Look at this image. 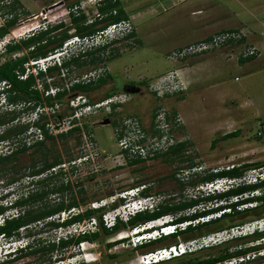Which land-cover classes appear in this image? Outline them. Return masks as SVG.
I'll use <instances>...</instances> for the list:
<instances>
[{
  "label": "rangeland",
  "instance_id": "1",
  "mask_svg": "<svg viewBox=\"0 0 264 264\" xmlns=\"http://www.w3.org/2000/svg\"><path fill=\"white\" fill-rule=\"evenodd\" d=\"M56 1L59 0H25V4H22L18 0H0V25L16 16V21L10 26L8 34L0 39V63L8 57L2 53L4 44L12 40L19 41L28 36L30 28L43 22L42 16L37 18H30V16L49 10ZM116 2H119L128 14V19H130L133 27L131 32L118 42L111 43V41L108 43L107 48L97 53L100 56L99 60L89 62L88 57H84L78 63L63 68L60 73H54L52 79L44 78L47 82L51 80L53 84L55 83L59 87H66L76 79L81 80L85 74H89L93 70L106 68L105 73L101 75L106 76L108 74L106 82L84 95L86 99L89 102L98 101L106 92L130 94L128 101H124L119 106H113L110 113L100 109L77 120V125L81 126V131L76 133L78 144L75 143V135L65 140L57 138L54 141L46 142L45 146L56 148L62 161L61 164H66V168H62L64 173L62 177L64 180L72 182L71 192L56 194L55 202L62 201V199L68 201L73 194L82 204L81 209H85L88 205L92 206L96 200L109 198L107 196L110 194L109 192L114 195L118 194L122 190L130 189L131 185L136 182L146 184L150 188V194L158 201L163 202L171 199L178 201L180 198L188 199L197 195L199 191L203 192L200 186L205 182H201L200 178L206 174L226 170L232 166L250 165L253 167L261 165L264 162V67L261 66L264 63V53L260 56L259 50L255 46L245 43L246 34L242 28L219 30L204 38L183 43L178 47L168 46L167 38L177 33L180 24L184 23L185 20H194V16L190 17L185 13H189L191 9L200 6L204 7V12L211 19L216 18L226 25H235L239 22H248L250 25H254V16H258L260 13L262 16L259 18L264 19V8H262L264 7V0H116L115 4ZM115 4L112 5L111 9ZM68 6L69 2L64 0L62 7L51 10L48 15L63 14L67 10L65 7ZM257 6L260 8L256 9ZM248 7L253 11L247 12L246 8ZM114 8L118 11L117 6ZM231 12L236 13L238 17L231 18ZM103 22L106 21L102 19L98 26L105 24ZM225 31H236L241 36L205 53L202 51L185 53L184 50L186 49H182L186 44L208 40L214 34ZM258 32H262L264 39V28H260ZM248 47L255 48L256 53L244 56L243 53ZM67 48L69 49L68 52L76 50L75 46L72 45L67 46ZM225 48L233 49L231 58L234 59L231 62L234 66L230 67L229 65L223 69L224 65L218 77L216 72L208 71L206 73L207 79H203L201 86L192 91L190 90L193 87L189 86V82L185 78L186 90L189 86L186 92L184 90L181 93H174L162 100H158L148 90L150 84L155 83L170 70L180 67L183 76L186 77L184 69H182L183 65L188 64L192 59ZM25 52L27 50L13 53L12 56H19ZM183 58L186 62L179 63ZM241 58L251 59L240 62L239 59ZM254 60L258 63L253 62ZM209 83L211 85L216 83V87L217 85L220 86L218 89L215 87L214 90L210 91L211 89H208ZM127 85L130 88H125ZM136 87L140 88L139 92L132 93L131 90ZM54 88L51 86L49 92ZM213 94L217 95L214 96ZM2 102L3 99H0V103ZM159 106H164L169 112L174 111L181 117L182 127L177 132V137L184 139L185 146L175 154L158 156L139 163L130 164L124 162L125 160L122 161L113 137L115 126L126 116L133 115L141 120L146 129H150L154 112ZM22 108L20 104L14 106V109L11 108L14 111L15 119L1 125L0 133L10 127L36 119V110ZM70 108L68 99L65 98L57 102L53 111L46 108L43 114L48 115L50 123L54 124L51 115L57 112L69 114ZM3 110L0 106V111ZM108 116L111 119L110 123L101 124L104 118ZM233 131H238V135L226 139L220 138L222 135ZM53 133H57V131H53ZM215 138L217 140L211 145ZM36 139L34 129L28 126L25 132L8 140L10 147L7 151L5 150L9 144L0 143V155L11 150L14 151L24 144L31 146ZM89 141L95 144L96 150L88 147ZM63 147H66L69 152L64 151ZM96 151L99 156L94 155ZM103 151L110 157L104 155ZM40 153L41 151H36L33 148L28 149L0 166V198L5 196L6 184H11L14 188L11 193H23L25 190L27 192L25 188L29 178L27 174L32 170L35 156ZM84 156L86 159L78 161ZM69 159L70 161H68ZM72 161L75 163L72 164ZM40 164L37 163V165ZM180 182L183 183V186ZM53 196L51 194L47 200L53 202ZM58 197L59 199H57ZM82 199L84 203H82ZM127 199L131 200L130 197ZM110 204L106 205V211L111 210ZM262 209L250 212L253 214L251 216L244 214L245 216L235 217L230 221L240 222L244 220V222L246 221L244 224H246L254 219L255 214L261 210L264 211V208ZM10 212H15V210ZM261 214L264 216V213L261 212ZM77 227L70 226L67 230L73 233ZM251 228L246 227L245 231L249 232ZM27 230L40 232L35 237H41L40 239L44 241L64 236L67 233V230L65 231L63 228L54 229L46 225L42 226V223L27 228ZM25 231L23 230L21 233L23 234ZM130 232L131 230L126 229L108 237L101 236L98 241L92 243L84 242L82 249L81 247H68L64 251L65 253H61L65 259L59 264H73L82 260L88 264H139L138 256L142 251L140 249L134 250L133 240L135 236ZM250 238L234 239L228 243V246L234 250L257 243L256 241L248 243ZM123 239L127 241L119 242L112 246L110 251H106L108 243ZM15 244L18 245L17 242H9L0 238V257L4 255L5 250L10 251ZM222 247L223 245L204 247L196 250L195 254L200 258L217 255L224 250ZM109 254L117 256L110 258L108 257ZM254 254H249L250 258ZM59 255L60 252H55L52 259ZM71 255L74 256L69 258ZM84 256L86 260L83 258ZM87 259L92 260L87 261ZM44 261L30 256L19 262L44 264ZM252 261L255 263L257 260L254 258Z\"/></svg>",
  "mask_w": 264,
  "mask_h": 264
},
{
  "label": "trees",
  "instance_id": "2",
  "mask_svg": "<svg viewBox=\"0 0 264 264\" xmlns=\"http://www.w3.org/2000/svg\"><path fill=\"white\" fill-rule=\"evenodd\" d=\"M67 1L69 2V6L74 3V0ZM113 4H115V2H107L104 6L100 7V11L107 14V16L103 18L106 22H117L122 19L129 18L128 14L120 6L119 2H116L115 4L118 11L116 14H112L110 10ZM115 5L114 7H116ZM15 21L16 16L6 20L4 24L0 25V39H3L8 34L10 26L13 25ZM99 22L101 21L86 24L84 15H72L71 24L67 25L61 22L48 26L46 29L36 30L33 34H30L25 38H21L19 41H8V43L3 46L2 53L8 57L0 63V94L4 96L5 100V104L0 103L1 108L4 109L3 111H0V126L15 119L13 109L14 106L16 107L19 104L20 107H23L22 109L36 110L37 117L35 120H28L24 122L22 125L3 130L0 133V143L5 142L9 144V139L25 132L28 126L39 127L43 136L40 140L34 141L31 146H25L24 144L14 151L11 150L8 153L0 155V166H2L4 163L15 158L17 154L25 152L28 149L33 148L36 151H41L39 155L35 156L33 165L31 164L32 170H30L27 174L29 177L26 182L27 185L25 186L27 192L25 190L23 193H11L14 188L11 184H6L5 205L0 203V217H3V220L0 223V238L9 242H17L18 245L15 244L10 251L5 250L4 255L0 257V264H32V262H19L30 256L45 260L44 264H52L54 261L52 259V249H54L55 246L60 248L69 246L79 248V243L81 242L92 243L98 241L101 236L108 237L122 230H131L140 224L156 220L167 215H169L172 219L170 221L172 224L189 222L183 228L177 227L175 233L161 235L156 239L141 241L135 246V249H140L142 253L153 251L160 247L177 244L180 241L185 242L192 239H199L203 236L221 231L223 229L240 226L246 221L244 222V220H241L240 222H231L230 220H233L235 217L245 216L244 214L251 216L253 214H250V212L264 208V194H262L254 198H247L238 203L230 204L228 206L232 208L231 212L223 211L220 215L213 216V214L218 213L224 208V206L215 207L214 202L219 199L239 195L259 187H264V181L257 184L232 188L223 193L212 194L199 191L197 195L189 197L188 199L180 198L178 201H174L172 199L163 202L158 201L154 210L150 211L145 209L138 211L131 215L127 221L118 219L112 227H106L102 220V214L107 210L105 205L100 207H91L88 205L85 209H81L82 204H80L79 200L73 196V194H71L68 201L62 199V201L55 202L56 194L59 195L65 192H71L72 182L64 180L62 177V175H64L62 172L63 169L57 167L62 163L60 155L54 146H45L46 142L54 141L57 138L65 140L68 137L75 135V143L78 144L79 141L78 137H76V133L81 131V126L77 124L74 125L76 120L73 119L71 121V127L66 130L53 133V131L49 128V117L48 115L45 116L43 113L46 108L53 111L57 102H60L65 98L69 101V98L72 96L78 94L87 95L92 92L106 82L108 74H106V76H99L94 80L90 79L87 82H73L66 87H59L55 83L53 84L51 80L47 82L45 79H52L54 73H60L62 68H66L68 65L73 63H78L84 57H88L89 62L99 60L100 56L97 55V53L100 50L107 48L109 44L87 48L85 50L78 49L67 53L68 56L62 59L60 65L55 64L47 66L45 70L38 68L35 64H30V62L47 57L56 50H60L63 47L64 42L73 35L81 37L91 35L106 25L105 23L98 26ZM115 41L118 42L119 40H114L111 43ZM23 50H27V52L22 53L19 56H12L13 53L22 52ZM249 59L241 58L239 60L240 62H244ZM51 86L58 88L54 94L49 92V88ZM125 88H130V86L127 85ZM46 92L48 93L46 94ZM111 95H113V92H106L102 99ZM95 102L91 101L89 103L93 104ZM12 107L13 109H11ZM70 109L71 112H69V114H66V112H57L52 114L51 117L54 121L53 123L63 121L65 117L71 116L74 113V108L71 107ZM170 114L175 115L176 113L173 111L170 112ZM106 118L109 119V116ZM109 120L111 121V119ZM238 133V131L229 132L222 135L220 138L226 139L236 136ZM216 140L217 138L212 141L211 145H213ZM183 141L175 144V146L171 147L168 151L159 154L156 157L177 153L185 146ZM9 147L10 144L7 146L5 151H7ZM63 149L64 151L69 152L66 147H63ZM68 161H70V159ZM143 161L144 160L137 159L131 160L129 163L133 164ZM37 163L41 164L37 165ZM262 164L264 165V162H262ZM249 167L251 166H233L232 168H228L226 170L206 174L200 178V181L208 182L218 177L240 176L243 171ZM172 177L174 176L172 175ZM176 179L179 180L178 178ZM139 183L140 182H136L135 184H132L131 187L137 186ZM180 184L183 186L182 182H180ZM35 186L36 188H34ZM109 193L110 194H107L108 197L114 195L112 192ZM51 194L54 195L53 202L47 200ZM149 194L150 188L148 187L141 192V195L143 196ZM3 199L4 196L0 198V200ZM57 199H59V197ZM254 200L260 201V204H257L254 207H247L242 210L236 209L237 204ZM124 201L125 200L123 198L116 199L110 204V208L117 207ZM82 203H84L83 199ZM73 208L81 209V211L78 213H72L71 209ZM190 209H195V211L189 213ZM12 210H15V212H10ZM262 210L255 214L253 220L264 218V216H261V212L264 213ZM62 211H69V216L60 220L59 218H56V215ZM91 219L96 220L97 230L84 233L69 232L64 236H58L52 240H41V237H35L36 235H39L40 232H31L30 230H27V228L35 226L38 223H42V226L46 225L56 229L79 224L83 221ZM251 221L252 220L248 222ZM23 230L26 231L22 234L21 231ZM240 238H250L248 243H253V241H256L257 243L231 250V246H228V243L234 239ZM124 241L127 240L123 239L113 241L107 245L112 246ZM215 245H223L222 248H224V250L219 252L217 255H208L203 258L198 257V255L195 254L196 251L189 252L176 256L170 260H164L154 264H229L228 262L233 260H235V262L231 264H264V229L260 231L254 230L252 233H247L243 236L229 239ZM215 245L206 247H213ZM237 245H235V247H237ZM251 253H255L252 258H250L249 255ZM254 258L257 260L255 263L252 261ZM76 264L88 263L81 261Z\"/></svg>",
  "mask_w": 264,
  "mask_h": 264
},
{
  "label": "built area",
  "instance_id": "3",
  "mask_svg": "<svg viewBox=\"0 0 264 264\" xmlns=\"http://www.w3.org/2000/svg\"><path fill=\"white\" fill-rule=\"evenodd\" d=\"M115 1L116 0H76L71 6L65 7L67 10L63 14L60 13L54 15L52 14L50 16L48 15L51 10H56L57 8L62 7L61 5L49 8V10L42 11L38 14H33L32 16H30V18H37L38 16H42L43 22L35 27L30 28V33L28 35L33 34L36 30L46 29L48 26H52L61 22L67 25L71 24L72 15H84L86 24H90L95 21H102V19L107 16V14L102 13L100 11V7L104 6L106 2ZM110 12H112V14H116L117 10L113 8L110 10ZM103 23H106V25L103 28L97 30L95 33L82 37L73 35L64 42L63 47L60 50H56L55 52L49 54L47 57L31 61V64H35L42 70H45L47 66L55 64L60 65L64 53H66L68 50L67 46L72 45L77 49L83 50L101 46L104 44H108L114 40L123 39L131 32L133 28L130 19H122L117 22ZM240 36L241 34L236 31L220 32L214 34L208 40L192 42L186 44L185 47L181 48L186 49L184 50L185 53H197L201 51L205 53L207 51L217 49L228 43L230 40H235ZM181 52L182 50L180 51V54ZM255 53V48L248 47L245 49L243 55L247 56ZM184 62H186L185 58L181 59L179 63L182 64ZM105 71L106 68H98V70H93L92 72H89V74H85V76L81 80L76 79L73 82H87L91 78L92 80H94L97 77L103 75ZM186 85V80L183 76L182 70L180 67H177L170 70L165 76L159 78L155 83L150 84L148 86V90L158 100H162L168 95L183 92L187 88ZM57 89L58 88H54L50 91V93L54 94ZM47 93L48 92H46V94ZM129 96L130 94L128 93H117L103 98L102 100L93 104L89 103L88 99H86L84 95L78 94L72 96L69 98L68 102L69 105L74 108V113L71 116L65 117L63 121H58L54 124L50 123L49 127L54 132H60L71 127V121L73 119L76 120V123L74 124L76 125L78 124L77 120H80L82 116L95 113L100 109H103L106 113H110L113 106H119L124 101H128ZM181 127L182 121L179 114L172 115L166 107L159 106L154 112L152 126L150 129H146L138 117L130 115L123 118V120L120 121L117 126H115L113 137L118 147V151L120 152L122 161L125 160L124 162H129L131 160L137 159L147 161L155 158L159 154L165 153L171 147L175 146V144L183 141V138L177 137V132L181 129ZM33 129L36 133V140L41 139L43 136L41 129L39 127H33ZM87 145L89 148L91 147L92 149L96 150L95 144L92 141H89ZM103 154L107 157H110V155L105 153L104 151ZM94 155L99 156L97 151ZM84 159H86V156L79 158L78 161H82ZM71 163L74 164L75 162L72 161ZM57 167L66 168V164H60ZM262 181H264L263 164L249 167L248 169L244 170L242 175L240 176L227 177L223 180L215 179L205 182L200 186V189L203 190V192L208 193L214 191L215 189L227 187L237 188L243 185L257 184ZM146 187V184H139L137 186L131 187L130 189L122 190L118 194L110 196L105 200L93 202L91 207H100L104 205L106 206L108 203H112L116 199L123 198L125 200L124 203L120 204L117 207L111 208V210L106 211L102 214L104 225L106 227H112L118 219L127 221V219L131 215L135 214L138 211L145 209H148L150 211L154 210L157 205L158 199L156 200L152 194L145 196L141 195V192ZM262 194H264V187H259L254 190L235 195L231 200L235 202L241 199H247L252 196ZM129 197L131 200L127 199ZM257 204H260V201H257L256 203L253 201H248L246 202V204H240L239 206H236V209L242 210L247 207H254ZM71 211L72 213H78L79 211H81V209L73 208L71 209ZM194 211L195 209H190L189 213H192ZM226 211L231 212L232 208L228 207ZM220 213L221 212L214 214L213 216L220 215ZM68 216L69 211H62L56 215V218L63 220ZM2 220L3 217L0 218V223L2 222ZM171 220L172 219L170 218V216L167 215L156 220L145 222L132 228L130 233H133V236H135V239L133 240L134 247L141 241L156 239L161 235L175 233L177 227L183 228L186 224L189 223L184 222L180 224H172L170 223ZM156 223L159 224L157 225ZM73 226H78L76 231H74L75 233L93 232L97 230V222L95 219L83 221ZM246 227H252L251 231L256 228L262 229L264 228V218L252 220L251 222H248L244 225L223 229L221 231L203 236L199 239H192L185 242L180 241L177 244L160 247L153 251L143 252L138 256V263H159L161 261L180 256L184 253L194 252L206 246L243 236L248 233V231H245ZM82 245L83 242H81V246H79L81 247V249ZM83 258L86 260L85 256ZM233 262H235V260L229 261L228 263L231 264Z\"/></svg>",
  "mask_w": 264,
  "mask_h": 264
},
{
  "label": "crops",
  "instance_id": "4",
  "mask_svg": "<svg viewBox=\"0 0 264 264\" xmlns=\"http://www.w3.org/2000/svg\"><path fill=\"white\" fill-rule=\"evenodd\" d=\"M18 1L19 3L25 4V0H18ZM259 8H260L259 6L256 7V9H259ZM246 10L247 12L253 11L249 7L246 8ZM185 15H189L190 17L194 16L195 18L194 20H191V21L185 20L184 23L180 24V28L178 32L172 36L170 35L167 38L168 46L178 47L182 45L183 43H188L193 40L204 38L216 31L223 30V29L242 28L246 34L245 43L255 46L259 50L260 56L264 53L263 35H262V32H258L260 28H264V19L259 18V16L260 17L262 16L260 15V13L258 14V16H254V25H250L248 22L246 23L239 22L238 24H235V25H226L222 21L216 20V18L211 19L210 16H207L206 13L204 12V7H201V6L191 9L190 12L185 13ZM230 17L231 18L238 17V15L234 12H231ZM232 54H233V49L225 48V49L192 59L189 61L188 64L186 63L185 65H183L182 69H184L185 76H186L185 78L188 80L189 86L193 87L191 88L190 91H192L194 88L198 86H201L202 80L207 79L206 73L208 71L216 72L217 77H218L221 74L222 67L224 65L225 66L223 69H226V67H229V65L230 67L234 66L232 65L233 62H231L232 59H234V58H231L233 56ZM253 62L258 63L256 60H254ZM261 66L264 67V63H262ZM201 73L203 74L201 75ZM189 86H188V89H189ZM219 86L220 85H217L216 87V83H214L213 85L209 83L208 89H211L210 91H212L214 90L213 88L216 87V89H218ZM187 90H185V92ZM213 95L216 96L217 94H213ZM182 100L184 101L185 99H182Z\"/></svg>",
  "mask_w": 264,
  "mask_h": 264
},
{
  "label": "clouds",
  "instance_id": "5",
  "mask_svg": "<svg viewBox=\"0 0 264 264\" xmlns=\"http://www.w3.org/2000/svg\"><path fill=\"white\" fill-rule=\"evenodd\" d=\"M69 50V49H68ZM68 50H67V52L66 53H64V56L62 57V59L64 58V57H66V56H68V54L67 53H70L71 52V50H70V52H68ZM76 50H78L77 48H76ZM75 50V51H76ZM0 99H3V104H5V100H4V96L2 95V94H0ZM32 128H33V126H32ZM224 178H227V177H218V178H216V179H221V180H223ZM215 180V179H214ZM230 189H232L231 187H227V188H221V189H215L214 191H211V192H208V193H212V194H216V193H223V192H226V191H228V190H230ZM204 193H206V192H204ZM235 195H233V196H230V197H228V198H223V199H219V200H217L216 202H214V205H215V207L216 206H224V208L222 209V210H220L219 212H223V211H225V212H227L226 211V209L228 208V207H230V206H228V205H230V204H233V203H238V202H240V201H242V200H245V199H241V200H239V201H235V202H233L231 199L234 197ZM257 196H260V195H257ZM257 196H252V197H250V198H254V197H257ZM1 202L0 203H3L4 205H5V196H4V199L3 200H0ZM3 201V202H2ZM253 202H257V200H254ZM242 204H246V203H241V205ZM240 204H237L236 206H239ZM231 208V207H230ZM218 212V213H219ZM217 214V213H216ZM214 215V214H213ZM0 218H2V217H0ZM180 224V223H179ZM70 226H73V225H70ZM70 226H67V227H60V228H63V229H65V231L70 227ZM264 228H262V229H259V228H256V229H254V230H258V231H260V230H263ZM254 230H252V231H254ZM69 230H67L66 232L67 233H69L68 232ZM252 231L251 232H248V233H252ZM83 244H84V242H83ZM79 246H81V243H79ZM168 260H170V259H168Z\"/></svg>",
  "mask_w": 264,
  "mask_h": 264
},
{
  "label": "flooded vegetation",
  "instance_id": "6",
  "mask_svg": "<svg viewBox=\"0 0 264 264\" xmlns=\"http://www.w3.org/2000/svg\"><path fill=\"white\" fill-rule=\"evenodd\" d=\"M74 1H76V0H74ZM57 2H62L61 4H59V5H61V6L64 5V0H59V1H56L55 3H57ZM55 3H54V4H55ZM52 5H53V4H52ZM59 5H58V6H59ZM112 246H114V245H112ZM112 246H108V245H107V248H108V249H106V251H110V248H111ZM69 247H70V246H69ZM67 248H68V247L60 248V247H58V246H55L54 249H52V253H53V254H54L55 252H56V253L60 252V255H59V256H54V257H53V260H54V261H53L52 264H59L60 261H64L65 258H63V256L61 255V253H63ZM134 250H136V249H134ZM64 253H65V252H64ZM73 256H74V255H71V256H69V258H70V257H73ZM116 256H117V255H113V254H109V255H108V257H110V258H115ZM79 262H81V261H79ZM79 262H76V263H79ZM76 263H73V264H76Z\"/></svg>",
  "mask_w": 264,
  "mask_h": 264
},
{
  "label": "water",
  "instance_id": "7",
  "mask_svg": "<svg viewBox=\"0 0 264 264\" xmlns=\"http://www.w3.org/2000/svg\"><path fill=\"white\" fill-rule=\"evenodd\" d=\"M62 2H57V3H55V4H53V5H51L50 6V8H53V7H55V6H57V5H59V4H61ZM139 90H140V88H134V89H132L131 90V92L132 93H137V92H139ZM128 91V90H127ZM129 92V91H128ZM110 123V120L108 119V118H106V119H104L102 122H101V124H109Z\"/></svg>",
  "mask_w": 264,
  "mask_h": 264
},
{
  "label": "bare ground",
  "instance_id": "8",
  "mask_svg": "<svg viewBox=\"0 0 264 264\" xmlns=\"http://www.w3.org/2000/svg\"><path fill=\"white\" fill-rule=\"evenodd\" d=\"M157 225L159 224V223H156ZM119 238H121V237H119ZM92 259H87V261H91Z\"/></svg>",
  "mask_w": 264,
  "mask_h": 264
}]
</instances>
